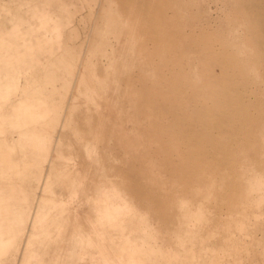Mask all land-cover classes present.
<instances>
[{
  "label": "rangeland",
  "instance_id": "rangeland-1",
  "mask_svg": "<svg viewBox=\"0 0 264 264\" xmlns=\"http://www.w3.org/2000/svg\"><path fill=\"white\" fill-rule=\"evenodd\" d=\"M0 264H264V0H0Z\"/></svg>",
  "mask_w": 264,
  "mask_h": 264
}]
</instances>
